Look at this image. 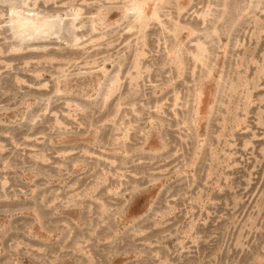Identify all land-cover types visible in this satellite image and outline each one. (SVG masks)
<instances>
[{
  "label": "rangeland",
  "instance_id": "rangeland-1",
  "mask_svg": "<svg viewBox=\"0 0 264 264\" xmlns=\"http://www.w3.org/2000/svg\"><path fill=\"white\" fill-rule=\"evenodd\" d=\"M0 264H264V0H0Z\"/></svg>",
  "mask_w": 264,
  "mask_h": 264
}]
</instances>
